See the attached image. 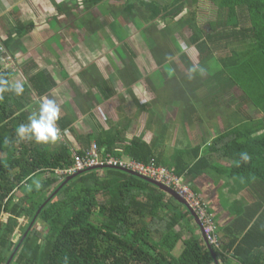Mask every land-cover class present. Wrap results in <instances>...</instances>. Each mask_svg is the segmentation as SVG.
Masks as SVG:
<instances>
[{"label": "trees", "instance_id": "1", "mask_svg": "<svg viewBox=\"0 0 264 264\" xmlns=\"http://www.w3.org/2000/svg\"><path fill=\"white\" fill-rule=\"evenodd\" d=\"M86 1L89 5L98 2ZM137 1L139 11L147 12L150 19L168 20L177 18L186 6L193 4L194 8L198 0H163L162 4ZM211 2L218 11L219 21L210 22L209 29L196 27L197 15L193 9L189 22L193 25L191 40L198 45L201 58L215 59L221 64L219 80L216 79L218 83L214 86L216 95L221 96L223 103V95L229 94L226 102L233 103L234 99L239 103L242 115L243 108L250 105L264 113V0ZM132 9L130 6L129 10ZM21 26L17 30L22 35L25 26ZM12 42L13 38H9L6 43L9 48ZM225 71L233 75L226 77ZM3 76L0 75L2 82ZM248 80L252 93H247L242 82ZM31 85L39 95L48 94L54 87L44 73L32 76ZM236 87L241 89L238 98L229 93ZM1 97L6 99V104ZM28 99L26 103L30 102ZM7 101L0 92V264H8L16 249L11 264H216L187 208L156 186L124 171L106 169L85 173L66 184L44 205L64 183L55 177V170L73 164L74 155L67 144L58 142V146L51 147L52 141L23 147V153H17L21 152L17 146V129L29 114L22 112L16 118L15 111H8ZM25 102L24 109L28 105ZM56 124L63 129L70 126L59 120ZM263 131L262 114L251 118L246 125L224 132L208 148L220 157H232L235 165L225 174L240 188H249L261 205L256 211L261 210V214L255 222L253 219L242 223L241 238L222 237L219 228L216 229L218 247L212 249L220 264H264ZM126 137V132L119 131L118 135L110 132L99 144L116 158L128 155L141 163L155 159L158 164L170 166L162 164L161 157L142 138L127 140ZM89 148L87 141L81 142L78 155L85 156ZM188 152L179 151L177 157ZM192 152L199 155V148ZM205 162L212 166L211 162ZM195 169L184 165L174 171L191 184L188 178H195ZM39 174L46 177L34 184ZM38 224L44 226L43 231L38 230ZM180 243L184 244L183 251L176 255ZM232 249L243 256L239 263L229 260L228 252Z\"/></svg>", "mask_w": 264, "mask_h": 264}, {"label": "crops", "instance_id": "2", "mask_svg": "<svg viewBox=\"0 0 264 264\" xmlns=\"http://www.w3.org/2000/svg\"><path fill=\"white\" fill-rule=\"evenodd\" d=\"M17 4H19V0H0V36L9 53L15 58L13 69L0 62V75H5L3 76V82L9 88V90L3 91L8 100V111H15L14 116L16 118H20L22 112L29 114L27 119L21 118L23 121H21L20 126L30 123V117L33 114L38 116L41 102L44 99H49L53 100L59 107V122L70 123V126L65 129L56 124L65 134L64 141L60 138H57V140L60 144H67L73 155L79 153L81 142L85 141L89 143V147L91 144L97 143L102 151L108 152L106 147L99 144V142L107 138L111 131L112 134L117 135L119 131L126 132L127 140L136 137L142 138L144 142L152 146V151L161 157L162 164L167 163L170 165L164 164L168 168L174 170L176 167L189 165V167L193 168L194 166L197 169L195 178L194 176L193 179L189 177L188 180H191L195 192L208 204L211 213L215 217L216 226L220 230V236L232 238L238 235V238H241L242 223L244 224L246 221L253 219L255 222L261 214V210L259 213L256 212L261 209V205L249 188H240V185H236L225 174L226 170L235 165L232 157H220L215 154V150L209 152L208 148L224 132L238 125H246L253 116L258 115L254 118L256 119L262 117V114L251 109L250 106H245L243 108V111H245L243 112V121H241L238 112L234 110L230 115L227 107L228 112L223 111L221 113L224 116L212 118L202 111L204 107L196 106L197 113L194 112L189 115L188 113L194 108L193 104H189L190 107H185L186 115L183 117L180 116V108L176 106L161 121L153 117L151 106L138 108V99L149 95L148 90L145 88L137 89L134 94L126 90L124 102L122 92H117L114 98L107 100L105 94L99 92L97 85H95L94 72L96 70L85 68L89 66V60L83 63L71 53L66 54L67 59L61 58V52L58 48L66 45L65 42H57L50 37L44 38V35H42L44 29L29 30L26 27L22 31L23 34H20L19 29L17 30L21 25L17 23L19 21L5 15L6 12L16 13V10H18L16 7L22 4L23 14L27 12L24 3ZM5 8H8V10H4ZM20 17L18 16V18ZM24 26L26 25L24 24ZM63 36L65 37V34ZM9 38L17 40L22 38L23 43H18L19 46L12 43L11 48H9L6 44ZM67 44L69 45V43ZM21 47H23V50ZM61 60L63 65L60 63ZM99 64L102 71H104V64ZM37 73L46 74L54 84V87L46 95H39L31 85V78L34 75L36 76ZM16 84L23 87V92L19 95L11 90ZM232 91L241 93L239 87L233 88ZM216 92L217 89L211 90L209 95L215 97ZM29 97L30 99H28ZM27 99L30 102H27L28 105L24 109L22 104ZM2 100L6 104V99ZM213 100L219 103L221 97H216ZM27 103L25 102V104ZM199 107L201 111H199ZM103 114H106L107 122H105ZM130 128L132 132L129 131ZM37 144L38 142L34 137L29 139L27 136L24 138L18 136L17 146L21 152L17 153L22 154L23 147L32 148ZM50 146H58V144L52 142ZM197 148H199V155L192 152ZM182 150L190 151L191 154L188 152L183 156L181 154V157H177V152ZM124 158L133 159L128 155H125ZM206 160L211 162V167L207 166ZM228 253L229 260L233 263H239L240 259L243 258L240 254L235 253L234 249Z\"/></svg>", "mask_w": 264, "mask_h": 264}, {"label": "flooded vegetation", "instance_id": "3", "mask_svg": "<svg viewBox=\"0 0 264 264\" xmlns=\"http://www.w3.org/2000/svg\"><path fill=\"white\" fill-rule=\"evenodd\" d=\"M22 1L17 5L24 3ZM27 2L34 14L25 12L24 15L22 4V7H16V13L6 12L5 15L13 20L17 19V23L23 27L25 24V28L29 30L44 29L43 37H50L57 42H67L66 33H86L85 39L81 40V37L74 35V42H67L69 45L65 42L66 45L58 50L64 59H67L66 54L71 53L83 63L89 60L90 64L85 68L96 70L95 85L107 100L114 98L117 92H122L124 102L126 90L134 94L137 89L145 88L149 95L138 99V108L151 106L153 117L162 121L176 106L180 108V116L183 117L186 115L185 107L193 104L190 100H194V95L211 93L212 89L203 91L200 81L193 77L194 67L197 72L198 65L200 67L203 62L198 45L192 43L193 33L187 42L186 34L184 38L179 28V21L183 20L181 26L186 27L188 24L182 18L188 13V7L177 18L164 20L160 17L150 19L147 12L145 14L142 10L139 11L137 0H98L94 5H89L86 0ZM130 6L133 7L132 10H129ZM7 7L9 8L8 5ZM171 21H176L175 28L167 25L166 22ZM90 24H93L92 28L89 27ZM197 26L205 30L209 29L210 24L208 27ZM148 30L150 34L147 33ZM12 43L19 46L18 43H23L22 38H13ZM212 62L210 60V65ZM60 63L63 65L62 60ZM99 63L104 64V71ZM221 70L222 67L212 69L210 76L207 74L205 77L211 78L209 82L213 79L217 81ZM182 82L188 87H183ZM105 115L103 114L107 122ZM129 131L132 132L131 128Z\"/></svg>", "mask_w": 264, "mask_h": 264}, {"label": "built area", "instance_id": "4", "mask_svg": "<svg viewBox=\"0 0 264 264\" xmlns=\"http://www.w3.org/2000/svg\"><path fill=\"white\" fill-rule=\"evenodd\" d=\"M0 62L5 64L9 68H14L15 58L13 55H11V53H9L1 36ZM58 129V138L64 141L65 134L59 127ZM74 155L75 156L73 164L55 170L54 175L59 181L62 182L68 177L74 176L78 173L92 168H114L128 170L140 176H144L160 182L176 190L178 195L186 200V202L197 214L200 222L202 223L208 242L212 245L218 246V239L216 236L217 227L213 220V216L208 212L207 207L202 203L201 199L193 193L190 186L186 184L182 178L177 177L168 168L158 165L154 159L145 164L134 159L116 158L110 154L105 153V151H102L97 143L91 144L85 156L81 157L78 155V153H74Z\"/></svg>", "mask_w": 264, "mask_h": 264}, {"label": "rangeland", "instance_id": "5", "mask_svg": "<svg viewBox=\"0 0 264 264\" xmlns=\"http://www.w3.org/2000/svg\"><path fill=\"white\" fill-rule=\"evenodd\" d=\"M22 1V0H19V2ZM28 0L26 1H22L24 2L25 6L27 7L25 10L27 11V14H29L30 12H33L34 14V10L32 11V9H30V3L27 2ZM155 1L156 3H164L163 0H153ZM190 5V4H189ZM188 6H186V9H187ZM193 9H196V20H195V25H202L203 27H208V24L210 22H217V19L219 21V18H218V11L215 7V5L211 2V0H198V2H196L195 4V7L193 8V4L188 7V13H185V16H182V18L184 17L185 18V21L188 23L185 27V25H182L181 26V23L182 21H179V28L180 30L183 32L182 35H184V38H185V34H186V40L187 42L190 40V36L192 35L193 33V29H192V26L189 22V17L191 16L190 14H192L193 12H195ZM176 21H171V22H166L167 25H169V27H174L176 26ZM92 25L93 24H90L89 27L92 28ZM175 25V26H174ZM169 30V29H168ZM167 30V31H168ZM178 30V29H177ZM90 32V30H89ZM79 34L77 33H74V32H71V33H66L67 37V42L69 43H72L74 42V35L77 36V37H81V40L82 38L85 39L86 38V33H82V32H78ZM147 33L150 34L149 30L147 31ZM77 34V35H76ZM170 35H171V32H170ZM66 42V41H64ZM173 44V43H171ZM193 52H196L195 50H193ZM219 67H221V65L217 62V61H214L212 62V65H210V61H204L202 62L201 66L199 67L198 65V69L197 72L195 71V67H194V73H193V77L195 76L197 78V81L199 80L200 81V87L202 88L203 91L205 90H215L214 89V86L217 85L218 81H214V79L212 80V82L209 80H211V78H206L205 75H209L210 76V73L211 72L210 70L212 69H218ZM225 74H226V77L227 76H232L233 73L232 72H228V71H225ZM244 84V88L245 90L247 91V93H252V91L250 90V82L249 80L248 81H242ZM182 86L183 87H188V85L184 82H182ZM234 97L238 98L241 93H237V92H234V91H231V93ZM217 98H219V95H216ZM221 97V96H220ZM224 97V100L225 99H229V95H223ZM194 100H190L193 102V105H194V108L191 109L190 113H188L189 115H192L194 112L197 113V109H196V106H200V107H204L203 108V112L206 113V115L208 117H212V118H215V117H222L224 116L223 114V111H227L228 112V109H229V114L231 115L232 112L235 110L236 112H238V116L240 118V120H243V115L241 113V106L240 105H237L239 103H235L234 102V99H233V103H222V102H219V103H216L215 101L216 100H213L215 99L216 97H212L210 96L208 93H200L197 95H194ZM235 98V99H236ZM199 107V111H201ZM225 107V108H223ZM228 107V109H227ZM251 109L255 110V107H253V105H250ZM208 109H210L211 111H209ZM257 110V109H256ZM258 112H260V110H257ZM256 113V112H255ZM261 113L264 115V113L262 112L261 110ZM201 114V113H199ZM254 114V113H253ZM202 116V114H201ZM256 116L258 115H255L253 116V118H255ZM54 143H57L58 144V141H54ZM60 144V143H59ZM46 175L45 174H39L37 175L33 182L34 184H39L41 182L44 181ZM30 188V187H29ZM38 230L40 231H43L44 230V226L42 224H38ZM189 235H186V238H188ZM183 247H184V244L183 243H180L178 248H177V251L175 252L176 255H179L182 251H183Z\"/></svg>", "mask_w": 264, "mask_h": 264}, {"label": "clouds", "instance_id": "6", "mask_svg": "<svg viewBox=\"0 0 264 264\" xmlns=\"http://www.w3.org/2000/svg\"><path fill=\"white\" fill-rule=\"evenodd\" d=\"M8 49V48H7ZM9 51V50H8ZM0 84H3L2 87H0V92L9 90L7 84L5 82L0 81ZM11 90H14L16 92L17 95L21 94L23 92V87L20 84H16L13 86V88ZM59 118V107L56 105V103L53 100H49V99H44L41 104H40V111L38 116L36 114H33V116L30 117V123L26 124V125H21L18 127L17 129V133L21 138L24 137H28L29 139L31 138H35L36 142L38 143H47L49 141H56L59 135V129L56 125V121ZM245 159H247V157H244ZM155 160V159H154ZM156 161V160H155ZM150 162V161H149ZM157 163V161H156ZM158 164V163H157ZM161 165V164H158ZM164 166L166 168H168L165 165H161ZM106 169H114V168H104V169H98L96 171H100L103 172ZM170 171H172L175 175L176 173L174 172V170L168 168ZM116 170H121V169H116ZM178 177V175H176ZM69 178V177H68ZM147 178V177H146ZM180 178V177H179ZM67 179V178H66ZM65 179V180H66ZM150 179V178H149ZM183 179V178H182ZM64 180V182H65ZM152 180V179H151ZM155 181V180H154ZM183 181L188 184L190 186V188L192 189L191 184L187 183L185 181V179H183ZM61 182V181H59ZM63 182V181H62ZM157 182V181H156ZM160 183V182H158ZM162 184V183H160ZM164 185V184H162ZM166 186V185H165ZM168 187V186H167ZM171 188V187H169ZM172 190H174L173 188H171ZM176 192V190H174ZM193 191V190H192ZM177 193V192H176ZM193 193L201 199L202 203L207 207L208 212L213 216V220H215L214 215L211 213L208 204L202 199V197L200 195H198L197 193H195L193 191ZM178 194V193H177ZM181 197V196H180ZM182 198V197H181ZM185 202L186 200L184 198H182ZM186 204L188 205L189 209L196 215L197 219L199 220L197 214L192 210V208L189 206V204L186 202ZM184 206V205H183ZM187 208V207H186ZM187 208V210L190 212ZM191 214V212H190ZM192 216V215H191ZM194 219V218H193ZM200 221V220H199ZM215 222V221H214ZM202 224V223H201ZM216 224V223H215ZM203 226V225H202ZM217 227V226H216ZM218 228V227H217ZM200 233L203 237V234L205 235V231L203 228V233L200 230ZM203 239L205 240V242L210 246H216V245H212L211 243L208 242L206 235L203 237ZM218 247V246H216Z\"/></svg>", "mask_w": 264, "mask_h": 264}, {"label": "water", "instance_id": "7", "mask_svg": "<svg viewBox=\"0 0 264 264\" xmlns=\"http://www.w3.org/2000/svg\"><path fill=\"white\" fill-rule=\"evenodd\" d=\"M98 169H101V168H92V169H89V170H86V171H84V172H81V173H78V174H76V175H74V176H71V177H69V178H67L66 180H65V182L60 186V188L47 200V202L44 204V205H46L49 201H51V199H53L56 195H57V193L66 185V184H68L70 181H72V180H74L75 178H77V177H79V176H81V175H83V174H85V173H88V172H91V171H95V170H98ZM121 171H124V172H126V173H128V174H131V175H133V176H136V177H138V178H141V179H143V180H145L146 182H148V183H150V184H152V185H154V186H156L157 188H159L160 190H162L163 192H165L168 196H170V197H172L173 199H175L177 202H179L180 204H182V205H184L185 207H187L188 209H189V207H188V205L186 204V202L174 191V190H172L171 188H169V187H167V186H165V185H162V184H160V183H158V182H156V181H154V180H151V179H149V178H146V177H144V176H140V175H138V174H136V173H134V172H131V171H128V170H121ZM44 208V206L42 207V209ZM42 209H40V211L39 212H41L42 211ZM190 210V209H189ZM190 212H191V215H192V217L194 218V221H195V223L200 227V230L202 231V233H203V226H202V224H201V222L197 219V217H196V215L190 210ZM27 235V234H26ZM25 235V236H26ZM205 235L203 234V237H204ZM209 248L211 249V251H212V254H213V257H214V260H215V263L216 264H220V262H219V260H218V258H217V255H216V253L214 252V249H212V247H210L209 246ZM17 251H18V249H16L15 250V252L13 253V255L11 256V258H10V260H9V262H8V264H11L12 263V261H13V259H14V257H15V255H16V253H17Z\"/></svg>", "mask_w": 264, "mask_h": 264}]
</instances>
